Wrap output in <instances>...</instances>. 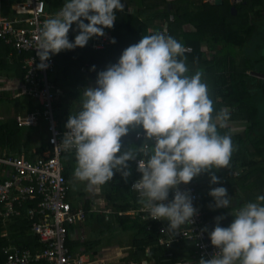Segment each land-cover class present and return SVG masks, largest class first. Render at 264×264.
<instances>
[{
    "label": "clouds",
    "instance_id": "obj_1",
    "mask_svg": "<svg viewBox=\"0 0 264 264\" xmlns=\"http://www.w3.org/2000/svg\"><path fill=\"white\" fill-rule=\"evenodd\" d=\"M123 10L121 0H65L39 29L37 68L45 69L51 55L103 36L105 28L114 27L115 12ZM73 23L79 33L71 42ZM110 42L116 43L114 38ZM78 99L79 110L70 112L60 143L74 154L73 179L89 189L112 181L115 172L127 180L129 162L135 161L142 175L131 189L149 218L167 220L172 236L193 223L198 210L179 186L203 173L218 184L211 170L228 169L235 146L229 133L220 132L230 119L228 109L216 111L202 71L190 74L183 43L150 30L99 71L95 86L84 87ZM137 128L143 129V143L124 147L122 138ZM209 195L214 201L209 207L229 208L233 219L222 227L226 217H215L209 238L217 251L198 264H264V194L239 206L225 187L211 188Z\"/></svg>",
    "mask_w": 264,
    "mask_h": 264
},
{
    "label": "trees",
    "instance_id": "obj_2",
    "mask_svg": "<svg viewBox=\"0 0 264 264\" xmlns=\"http://www.w3.org/2000/svg\"><path fill=\"white\" fill-rule=\"evenodd\" d=\"M45 10L53 15L58 7L62 6L63 0H43ZM136 8L134 12L116 11V21L111 29H104V33L114 38L116 43H109L104 49L93 50L89 46L76 47L74 50H68L67 53L51 55L54 62V72L52 74V83L60 90L64 98L59 99L55 105V121L60 131L66 130L65 124L70 112L79 110V96L84 87L89 83H95L97 73L105 70L109 64L118 61L121 53L128 46L139 42L142 35L149 34L150 30H164L167 35H171L184 46L191 48L190 53H185L187 65L191 70H211L216 73H222V88L218 94L221 95V101L226 106L234 108L236 116L248 122V131L252 129L264 128V80L255 79L248 75L246 71H258L264 73L262 67L264 62V48L262 51L257 49L258 54L254 59H249L247 54L241 56L240 63L236 64L234 50L244 49L246 40L250 39L254 24L250 22V14L253 12L257 18L262 17L261 11L264 9L263 0H241L234 4L235 14H230V4L227 0H222L219 6H213L208 2L201 0H134ZM88 21H85L87 23ZM75 36L79 33L74 23ZM95 37V36H93ZM91 37V39L93 38ZM68 38L74 42L75 37L70 28ZM206 44L209 49L217 46V52L210 56L209 61H205V56L201 50V45ZM260 45V44H259ZM3 47V50H2ZM6 45L0 41V70H10V67L4 59L8 52ZM258 48V47H257ZM13 58H14V54ZM16 75L21 78L20 58H14L13 61ZM95 66V70L92 67ZM212 68V69H211ZM80 69L84 70L81 72ZM25 98V112H29L39 107L33 98L23 93H15L13 97L5 92L0 94V102L8 103L16 101L19 97ZM64 99V101H62ZM23 107V105H22ZM15 116V115H14ZM40 123V122H38ZM24 127L16 125L13 117H6L0 121V151H11L27 153L29 158L39 155L44 143L39 144L40 139H35L27 135ZM37 136L40 131L43 132L40 124L32 127ZM142 128H137L122 138L124 147L136 145L139 147L143 139L135 138V133ZM45 132V131H44ZM45 139H46V134ZM233 144H238L240 148L234 153V162L238 166H245L246 170L240 172L239 176L231 178L228 171V178L221 186L228 187L235 185L240 191L241 196L239 205L246 202H254L256 197L264 194V145L257 142L255 146L252 139H247V134L231 136ZM250 140V141H248ZM237 145V146H238ZM256 156V158H254ZM62 165V175L67 182L73 177L75 166L74 154L66 151L60 158ZM131 175L125 180L119 172H115L112 181L103 186H99L103 199L111 204L115 211H125L132 207L135 201V194L130 189L131 180L134 178L133 163L129 162ZM230 167H236L231 161ZM239 166V167H240ZM198 192L200 189L196 188ZM254 189V190H252ZM108 192V193H106ZM68 195V194H67ZM207 195L200 194L196 204L204 210L205 217L213 219L217 216H225L222 227H227L232 222L233 217L227 215V209H210L209 205L214 201H207ZM88 202L85 201L82 207L86 210ZM116 224L123 230H133L134 234L130 238V258L133 261H139L144 257V248L149 247L150 252L145 258L151 259L153 264H174L180 258L179 248L172 245L169 248L158 246L155 242V234L146 230L145 222L132 221L126 216H114ZM215 226V222L213 221ZM214 227H211V231ZM27 222L20 219L2 220L0 219V264L4 261L2 247L12 244L20 249L35 250L40 245L36 238L28 232ZM67 244V241H66Z\"/></svg>",
    "mask_w": 264,
    "mask_h": 264
},
{
    "label": "built area",
    "instance_id": "obj_3",
    "mask_svg": "<svg viewBox=\"0 0 264 264\" xmlns=\"http://www.w3.org/2000/svg\"><path fill=\"white\" fill-rule=\"evenodd\" d=\"M5 4L9 5L14 16L0 14V41L9 47L14 57L20 58V91L39 103V107L16 114L13 118L19 127H34L38 122L43 123L46 139L42 152L32 158L23 151H0V219L26 221L29 234L40 245L30 251L7 244L1 249L4 255L2 264H82V259L74 258L65 245L68 228L84 220L87 211L69 202L67 182L62 175L60 158L64 149L60 143L67 129L60 131L57 128L54 105L64 96L51 80L54 72L52 57L44 61L48 65L45 69L37 68L41 63L36 50L39 29L49 15L43 0H0V8ZM110 41V36L105 33L93 37L89 45L93 50H101ZM184 47L185 53L191 52L190 47ZM143 137L144 132L135 134L137 139ZM132 163L135 176L130 189L142 175L137 171V163ZM201 184L193 179L187 185L179 186L181 191L190 193L198 213L193 217V223L182 227L175 236L167 232V220L149 218L147 211L138 203V194L132 189L135 194L132 207L114 214L145 222L146 230L155 234L156 245L166 248L176 245L180 259L174 264H198L201 257L210 259L217 251L209 238L215 218H206L204 210L196 204L199 199L196 188ZM173 195L170 190L169 201ZM149 252V247H145L144 255Z\"/></svg>",
    "mask_w": 264,
    "mask_h": 264
},
{
    "label": "crops",
    "instance_id": "obj_4",
    "mask_svg": "<svg viewBox=\"0 0 264 264\" xmlns=\"http://www.w3.org/2000/svg\"><path fill=\"white\" fill-rule=\"evenodd\" d=\"M165 1L170 2L173 0H165ZM64 3H65V0H63L62 2V6ZM121 3L124 5L125 12H134V9L136 8V3L134 0H121ZM3 7L5 11L9 10L12 12L8 4H5ZM61 7H58L56 9V12L59 11ZM1 9H0V13L3 14L2 13L3 9L2 10ZM48 15L49 17L51 16L50 14ZM12 16H14L13 12L10 17ZM71 30L73 32V36L75 37L74 23L71 26ZM90 41H91V38L86 44V46H89V48H90V45H89ZM3 46L5 47V44H3ZM200 47H201V50L203 51V55L205 56V61H209L210 56L215 54L217 50L219 49L217 46H214L211 49H209L206 44H202ZM6 48L8 52H6L4 59L8 63L10 70H0V94L1 92H5L11 98L17 92L22 93L20 91L21 78H19L16 75L15 70H13L14 68L13 61L15 57L13 58V55L11 54V51L7 45H6ZM2 50H3V47H2ZM235 50H237V48ZM67 52L68 50H63L60 53H67ZM236 55H235L234 62L238 64L240 63V59H241L240 50H239V53H236ZM189 70H190V74H194L196 71L203 72V80L209 86L210 97L214 101V108L216 109V111H219L221 108L228 109L230 113V119L228 121L227 127L220 129V132L222 134L229 133L231 136L247 134V139H250V140L252 139L253 146H255L257 142H261L263 146L264 145V133H262L261 139H257L258 137L257 131L259 130V128L248 131L247 130L249 127L248 122L237 117L234 108L226 106V104L223 103V101H221V95L218 94V92H219V89L222 88V81H223L222 73L221 72L216 73L214 69H213V72H211V70H208V69L205 71L204 70H191V69ZM80 71L84 72V70L82 69H80ZM246 73L252 77H255L254 75L251 74V71H246ZM94 86H95V83H89L87 87H94ZM56 88L59 89L58 87ZM60 91L62 93V90ZM62 101H64V99ZM12 102L14 101L10 100L8 103L0 102V115L2 114L4 116L5 114V109L3 108V105H8L10 108ZM23 113H25V110L23 112H17V113L16 112L14 113V111L13 112L11 111L8 117H13L16 114H23ZM3 116H0V117H3ZM38 124H40L43 130V133H45L44 124L41 122ZM38 124L34 127H37ZM137 132H143V129L136 131V133ZM237 145L238 144L234 145L235 146L234 153L238 150V148H240V146L239 145L237 146ZM234 153L232 155L231 161L235 163L236 167L234 168L229 167L228 169L224 168V169H219V170H216V169L211 170L219 178L220 182L218 184L210 183V175L208 173H203L199 175L198 177L194 178V180L198 182H202V184L198 186V188L200 189V192H198L199 197H200V194L207 195L208 196L207 201L208 202L212 201L213 198L209 195L210 189L215 188V187H221L220 184L225 183L228 178L227 176L228 171H230L231 173L230 174L231 178L233 177L235 178L236 176L240 175L239 174L240 172L242 173L246 170L245 166L241 167L240 166L241 164H240L239 165L240 167H239L237 165L239 163L233 161L235 157ZM254 158H256V156ZM225 188L227 189L228 195L233 198V202L235 199L234 204L236 203L235 205H238L237 203H239L240 201V199H238V196L240 197L241 194H240V191H238L237 187L235 185H230ZM93 189L94 190H92V192L91 191L89 192L91 195L86 194L83 191H81L77 193V195L73 196L70 188H69V191L67 192L68 194L67 199L73 206L82 207L85 201L88 202L87 209L86 210L84 209L85 211H87L84 220H82L76 225L70 226L67 230L65 245L68 248L70 254L74 256V258L80 257L83 261L82 264H153L151 259L145 258V256L140 258L139 261H133L130 258V253H131L130 239H129V243H127L126 245L122 247H117L116 245H101V243L98 241L99 240L98 237L94 236L95 229H97V224L98 223L100 224L101 220L105 221L106 223L105 226L104 225L103 226L107 229L112 230L113 232H117L118 230L120 231H125V230H123L118 224H116L115 218H114V216H116L114 214L115 210L111 206V204L107 203L103 199V194H102L100 187L99 186L94 187ZM94 203H96L100 207L98 209H95L93 206ZM103 208L105 209L103 210ZM219 209H227V213L230 212L229 208H219ZM222 221L224 222V220ZM133 234L131 235V237L133 236ZM66 241H67V244H66ZM98 246H101V248L99 249L98 252H96L94 249Z\"/></svg>",
    "mask_w": 264,
    "mask_h": 264
},
{
    "label": "rangeland",
    "instance_id": "obj_5",
    "mask_svg": "<svg viewBox=\"0 0 264 264\" xmlns=\"http://www.w3.org/2000/svg\"><path fill=\"white\" fill-rule=\"evenodd\" d=\"M1 8L3 9V11H2L3 14L0 13L1 15H5V16H11L12 15L11 11H9V10L5 11L3 6ZM261 13H262L261 18H257L253 12L250 14V17H249L250 22L254 24L253 33H252L250 39L246 40V43H245L246 45L244 46V49L243 50L242 49L235 50V52H234L235 55H236V53H239V50H240L241 56H243L244 54H247L249 59H251V58L254 59L256 57V55L258 54L257 49H260L262 51V49L264 48V9H263V11H261ZM262 54H264V53H262ZM22 105H23V107H22ZM25 105H26L25 98L23 96L19 97L16 101L12 102L10 108L8 105H3V108L5 109V114H4V116L2 114L0 115V116H3V117H0V121H2L4 118L8 117L11 111L12 112L14 111V113L15 112L16 113L17 112H23ZM23 130L30 137L35 138V139H40L38 141L39 144L44 143L45 135L42 131H40V136H37V133L31 127H24ZM263 130H264V128H260L257 131V134H258L257 139H261V137H262L261 135H262V133H264ZM68 185H69V188H70L73 196L77 195V193H79L81 191H83L86 194L91 195L89 192L90 191L92 192V190H94L93 189L94 187L89 189L87 187V185L85 184V182L76 181L73 179V177H71L69 179ZM234 202H235V199H234ZM93 206L95 209H98L100 207L96 203H94ZM104 209L105 208H103V210ZM101 214H103V213H101ZM227 214L229 215L230 212ZM105 224H106L105 221L101 220V223L97 224V229H95V233H94V236L98 237V239H99L98 241L101 243V245H116L117 247H122V246L126 245L127 243H129V239H130L131 235L134 233L133 230L127 229L125 231L118 230L117 232H113L112 230L105 228L104 227ZM100 248H101V246H98L94 250L96 252H98Z\"/></svg>",
    "mask_w": 264,
    "mask_h": 264
},
{
    "label": "flooded vegetation",
    "instance_id": "obj_6",
    "mask_svg": "<svg viewBox=\"0 0 264 264\" xmlns=\"http://www.w3.org/2000/svg\"><path fill=\"white\" fill-rule=\"evenodd\" d=\"M228 1V3L230 4V2L234 5V4H238V3H240L241 2V0H227ZM261 21V20H260ZM259 21V22H260ZM262 67H263V69H264V62H263V65H262ZM251 74L252 75H254L255 77V79H262V80H264V73H260V72H258V71H255V72H253V71H251ZM262 75H263V77H262Z\"/></svg>",
    "mask_w": 264,
    "mask_h": 264
},
{
    "label": "water",
    "instance_id": "obj_7",
    "mask_svg": "<svg viewBox=\"0 0 264 264\" xmlns=\"http://www.w3.org/2000/svg\"><path fill=\"white\" fill-rule=\"evenodd\" d=\"M209 4L213 5V6H219L222 4V0H209L208 1ZM230 14L231 15H234L235 14V10H234V7H233V4L230 2ZM263 77V75H262Z\"/></svg>",
    "mask_w": 264,
    "mask_h": 264
}]
</instances>
